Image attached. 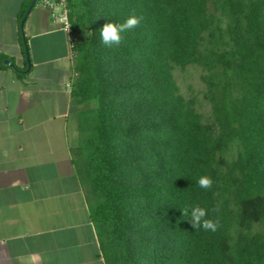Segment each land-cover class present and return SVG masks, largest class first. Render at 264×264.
<instances>
[{"label":"trees","instance_id":"trees-1","mask_svg":"<svg viewBox=\"0 0 264 264\" xmlns=\"http://www.w3.org/2000/svg\"><path fill=\"white\" fill-rule=\"evenodd\" d=\"M68 1L94 32L73 50L72 96L98 103L78 113L75 164L105 264H264V0ZM132 15L119 44L101 42ZM173 66L202 70L210 120L178 95ZM193 206L215 232L191 226Z\"/></svg>","mask_w":264,"mask_h":264},{"label":"crops","instance_id":"crops-1","mask_svg":"<svg viewBox=\"0 0 264 264\" xmlns=\"http://www.w3.org/2000/svg\"><path fill=\"white\" fill-rule=\"evenodd\" d=\"M26 1L0 0V57L13 64L0 69V264H105L75 164L70 35L44 0L22 24Z\"/></svg>","mask_w":264,"mask_h":264},{"label":"rangeland","instance_id":"rangeland-1","mask_svg":"<svg viewBox=\"0 0 264 264\" xmlns=\"http://www.w3.org/2000/svg\"><path fill=\"white\" fill-rule=\"evenodd\" d=\"M69 1H67V11L69 17ZM72 30V38H74L76 44H81L86 42L94 36V32L90 26H84L80 28H75L74 21L69 18ZM165 64L169 62L167 56L164 57ZM170 64V62H169ZM171 80L175 83V88H177L178 95L185 98L187 102H193L194 106L203 113L206 121L210 120L209 106L203 101V91L205 83L203 82V72L200 68L196 66H173L171 67ZM79 75L76 73V80ZM75 80V81H76ZM77 103V102H76ZM98 107V103L92 102L85 105H78V113L90 108ZM77 150L74 151V157L76 158ZM264 232V227L260 228Z\"/></svg>","mask_w":264,"mask_h":264},{"label":"clouds","instance_id":"clouds-1","mask_svg":"<svg viewBox=\"0 0 264 264\" xmlns=\"http://www.w3.org/2000/svg\"><path fill=\"white\" fill-rule=\"evenodd\" d=\"M140 22V18L135 15L129 16L123 23H107L99 31L101 42L105 45L111 46L113 44H119L121 42V33L135 28ZM197 184L200 188L208 189L212 185V180L208 176H201L197 180ZM209 210L200 207L193 206L190 210L191 226L196 229H203L205 231L215 232L218 228V221H214L208 218ZM184 215L188 214V210L183 211Z\"/></svg>","mask_w":264,"mask_h":264},{"label":"built area","instance_id":"built-area-1","mask_svg":"<svg viewBox=\"0 0 264 264\" xmlns=\"http://www.w3.org/2000/svg\"><path fill=\"white\" fill-rule=\"evenodd\" d=\"M67 1L68 0H44L45 7L55 10L56 8L59 9V14L53 13L54 18H58L59 22L64 26V29L69 32L70 35V45L71 50H74L76 45L74 38H72V30L71 24L68 17V9H67Z\"/></svg>","mask_w":264,"mask_h":264},{"label":"water","instance_id":"water-1","mask_svg":"<svg viewBox=\"0 0 264 264\" xmlns=\"http://www.w3.org/2000/svg\"><path fill=\"white\" fill-rule=\"evenodd\" d=\"M37 2H38V0H32L31 5H30V7H29V10H28V12H27L26 17H27V16L31 13V11L34 9V7L36 6ZM26 17H25V20H26ZM25 20L23 21V23L25 22ZM27 57H28V53H27ZM28 58H29V57H28ZM28 61H29V60H28ZM3 64H4L5 66L13 67L12 62H11V61H8V60H7V61H4Z\"/></svg>","mask_w":264,"mask_h":264}]
</instances>
